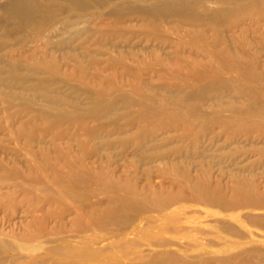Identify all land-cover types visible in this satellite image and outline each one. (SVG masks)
Wrapping results in <instances>:
<instances>
[{
  "label": "bare ground",
  "instance_id": "bare-ground-1",
  "mask_svg": "<svg viewBox=\"0 0 264 264\" xmlns=\"http://www.w3.org/2000/svg\"><path fill=\"white\" fill-rule=\"evenodd\" d=\"M246 18L264 20V0H0V50L10 46V37L23 30L39 35L42 21L55 20L52 35L130 32L141 37L136 43L141 50L150 51L138 66L125 64L135 77L129 89L118 85L114 74L94 86L82 85L89 98L84 107L47 92L48 85L60 83L56 62L34 60L53 72L41 80L35 77L40 69L22 65L27 61L23 52L0 55L3 112L26 101L1 79L15 73V81L34 80L33 89L46 104L27 102V109L42 116L45 128L68 125L56 133L44 130L36 142L42 143L41 137L45 142L70 139L66 146L59 143L56 150L44 151L39 160L29 152L35 158L29 170L16 163L0 165V187L6 189L0 208H12L0 217V264H73L72 259H80L77 264H264V244L242 243L246 231L238 212L227 218L206 214L202 226L194 227L201 236L172 218L186 210L185 202L223 211L252 208L260 212L247 220L264 229V62L259 64L247 46ZM144 72L173 81L158 86L141 79ZM105 81L114 83V89L106 88ZM26 133L31 136L34 129ZM201 136H207L209 145L222 143L211 149L205 141L198 144ZM74 141L80 152L73 150ZM227 143L238 145L225 149ZM213 149L216 153L207 152ZM127 157L131 162L118 173L120 167L113 163ZM17 209L23 214L14 215ZM16 216L23 231H5ZM14 239H34V249L41 248V241L52 246L21 255ZM203 240L242 248L228 256L212 252L213 262L202 257L193 263L170 246L190 250Z\"/></svg>",
  "mask_w": 264,
  "mask_h": 264
},
{
  "label": "rangeland",
  "instance_id": "rangeland-1",
  "mask_svg": "<svg viewBox=\"0 0 264 264\" xmlns=\"http://www.w3.org/2000/svg\"><path fill=\"white\" fill-rule=\"evenodd\" d=\"M220 5L221 3H214V5ZM59 18H57L58 20ZM53 22H46V20L41 22V31H39V35L33 32H29L28 30L24 31L19 35H15L9 38L8 44L9 47L3 48L0 50V55L5 54L7 56H10L9 54L11 52H23L21 55L26 59L27 61L23 64L25 67L28 68H35L37 70L40 69L38 64H34V60H39L41 62L45 60H52L54 61V64L56 62L57 65V78L60 83H52L51 85L47 86L48 93L55 95V99L58 96H68L69 98L65 97L66 101L69 103H72L75 101L76 105H79L80 107H84L88 101L89 98L86 93L83 92L82 85H88V86H94V82H97L96 84H99V79L105 77L107 79L109 75H115L116 82H119L118 85H122L124 89H129L130 87V78H135L129 71L125 69V64H130V66H138L139 64V58H141L143 55H150V51L142 49L141 45L137 46L141 40L140 36H133L130 32L125 33L124 36H116V33L107 34L104 33L101 34L99 32H91L87 33L86 35L82 36H71V35H52L55 33V31L51 32L50 28L51 25L54 24ZM243 25L247 27V29L244 31V36L246 38V41H248L247 46H249L250 50L254 52V54H257V61L259 64L264 62V20L262 19H256L251 20V18L243 19ZM135 23V22H134ZM56 25L58 23L56 22ZM81 26L84 25V22L80 23ZM80 26V27H81ZM26 27V26H25ZM236 28V27H235ZM52 35V36H51ZM61 39V43H58V40ZM261 40V44L258 45L257 42ZM1 43V42H0ZM130 43V45H129ZM133 43V46H131ZM2 44V43H1ZM115 44V45H114ZM12 45H14V49L10 48ZM25 46L24 49H22ZM114 45V46H113ZM17 47V48H16ZM23 50V51H22ZM187 53V52H185ZM247 57L252 56L249 53H246ZM120 57H124L125 61H121ZM10 57H8V62L11 64L17 63V61L12 59L11 61ZM18 64V63H17ZM85 65L87 67V71H82V67ZM18 69L22 70L21 73L24 71L23 68L21 69V65L18 64ZM259 71H261V68H258ZM41 72H37L35 74L36 78H40L41 80L50 78L53 76V72L51 69L42 68L40 69ZM20 72V71H18ZM264 72V71H263ZM17 73V72H16ZM19 73V74H21ZM152 72H144L142 73L141 79H144L146 81L154 82L155 85H165L169 82H172V79L163 80L159 78L158 76L152 75ZM224 75H230L228 72H223ZM232 74V73H231ZM235 74V73H233ZM12 79L8 76L1 79L4 81L6 85H8L10 88H12L10 91L14 93L15 95H20L26 103L22 105H14L11 104V106H7L8 111L3 112V105L0 102V159H3L2 163L0 165H12L14 163L19 164L18 166L23 169H31L33 155L29 154V152H34L35 155L38 157L43 155L44 151H54L57 149V144L61 143L63 146H66V143L70 139H57L56 142L54 141H48L45 142L42 140L38 144L35 139L40 140L38 137L41 136V132L44 130L50 131V133H56L58 130H63L67 128V124H63L61 126V129L49 127L47 126L45 128V122L44 119L39 117V114L35 116V112L32 110H28L27 104L30 102L34 106H43L46 104V101L41 100L37 96L38 92L37 90L33 89L37 82L34 80H30L27 82H20L15 81L14 75L12 74ZM67 75H73L74 78L68 79ZM11 79V80H10ZM139 79L138 81H140ZM181 82L183 79H181ZM262 80L264 82V73L262 76ZM106 83L103 84L108 89H114V83H109L111 81H105ZM191 82V81H188ZM188 84V83H184ZM183 84V85H184ZM2 86H0V91ZM21 87V88H19ZM23 87V89H22ZM75 90V91H74ZM264 95V94H263ZM71 98V100H70ZM73 98V99H72ZM73 100V101H72ZM28 102V103H27ZM71 104V105H73ZM22 116V117H20ZM35 119H37V124H35ZM41 123V124H40ZM34 129V134L31 136L26 133L28 130ZM45 132V133H48ZM71 133H76V128H70ZM50 136H47L46 140L50 139ZM190 139H196V136L192 135L189 137ZM78 139V137H77ZM75 139V140H77ZM207 136H201L200 139L198 138V144L202 145V143L205 141V145L207 144L209 147L216 148L219 147L220 143H222V140H219V144L217 145H209L210 143L206 141ZM230 143V142H229ZM79 143L74 141L72 143L73 150L76 152H80V147H78ZM228 144V143H227ZM225 149H229V147L235 148L238 144H228ZM24 149L26 153L19 152V149ZM107 151V150H106ZM106 151H103L104 155ZM213 150H207L210 154L216 153L213 152ZM227 151V150H226ZM17 152V153H16ZM57 152V151H56ZM71 152V151H70ZM108 152V151H107ZM230 152V150H229ZM129 153V152H128ZM242 157V156H241ZM95 159V162L100 161L96 158H90ZM105 159V158H104ZM131 158H126V160L119 161L121 164H118L114 162L113 164L117 167H120V171L118 173H122V170L124 168V163L129 164L131 162ZM133 165L138 166L137 163H133ZM132 167V166H131ZM134 167V166H133ZM132 167V169H133ZM155 168V167H153ZM25 170V171H26ZM139 171V170H138ZM28 172V171H26ZM123 174V173H122ZM140 174V173H139ZM154 179H156L158 182H160L161 178L157 176V174H153ZM144 181V178H141V182ZM4 183V182H2ZM164 184H168L167 182H164ZM54 187H56V184H52ZM6 190L4 187H0V194L1 192H4ZM186 204V210H178L180 211V214H174L169 213V215H173V219L178 220L177 222H173L175 224H182L184 223V227L186 230L187 228L190 233H194L195 235L201 236V234L194 230V227L198 228L201 225V222H205V215L207 216H221V217H235L237 215V212L239 213V219L244 224V231H246V237L241 239L243 244H248L250 242H259L264 244V229L260 226L251 224L247 218L251 215L250 213H256L260 212L259 209H243V210H237V211H223L219 209L218 207H208L202 204H194L193 202H185ZM11 204L7 206H1L0 208V217L2 215H10L12 208L10 206ZM17 213H14V215H21L23 213L19 212V209H17ZM14 218L13 226L7 225L5 231H14V232H22V228L19 227L20 222L18 217ZM223 217V218H224ZM2 218V217H1ZM0 218V221H1ZM153 219L162 220L163 219L160 216H152ZM171 224V222H169ZM70 228H68L63 231V233H67ZM253 231L250 235V231ZM102 232V231H101ZM201 238V237H200ZM14 244L16 246L15 251H18L21 255H28L29 252H43L45 251L47 246H52V243L44 242V244L41 241V248L34 249L32 246L36 243V240L30 239V240H15ZM186 242V241H185ZM185 243L181 242V245H184ZM84 245L81 242H78V246ZM91 246L96 247L97 245L91 244ZM176 252H181L180 254L186 255L189 257V260L191 262H198V260L202 257H209L211 256L212 252L218 255L228 256L230 254L235 253L239 249L242 248V245L240 246H234V245H223V244H211L206 243V240H203L201 246L193 247L190 250H183V248L179 247V245H170ZM146 247L143 245V248ZM135 248V246H131V249ZM161 248V247H160ZM215 250V251H214ZM11 251H8L7 254H11ZM189 254V255H188ZM202 254V255H201ZM57 260V259H54ZM70 263L77 264L82 263L80 259H72L69 261ZM213 262V261H212Z\"/></svg>",
  "mask_w": 264,
  "mask_h": 264
}]
</instances>
